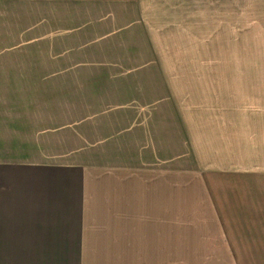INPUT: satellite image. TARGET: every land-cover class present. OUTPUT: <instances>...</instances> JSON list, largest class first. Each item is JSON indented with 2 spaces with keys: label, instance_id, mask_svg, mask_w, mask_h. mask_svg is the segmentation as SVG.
Segmentation results:
<instances>
[{
  "label": "crops",
  "instance_id": "obj_1",
  "mask_svg": "<svg viewBox=\"0 0 264 264\" xmlns=\"http://www.w3.org/2000/svg\"><path fill=\"white\" fill-rule=\"evenodd\" d=\"M251 16L246 58L264 59V5ZM133 72L0 68V264H164L165 246L238 253L250 235L264 252V66L208 73V99L183 125L175 99L89 102L77 150L33 115L37 100L112 92ZM125 85L133 86L116 87ZM95 237L107 250L156 258H80ZM56 251L75 258H51Z\"/></svg>",
  "mask_w": 264,
  "mask_h": 264
},
{
  "label": "rangeland",
  "instance_id": "obj_2",
  "mask_svg": "<svg viewBox=\"0 0 264 264\" xmlns=\"http://www.w3.org/2000/svg\"><path fill=\"white\" fill-rule=\"evenodd\" d=\"M260 4L264 5V0H0V68L136 71L131 78L114 83L129 82L133 86L128 92L125 85L122 91L115 86L112 92L68 91L60 92L52 101L37 100L33 115L46 118L47 123L40 125L43 132L55 133V142L71 144L74 150L76 143L86 138L84 132L78 133L77 122L90 121L94 114L85 110V105L107 101L110 95L117 94L113 100L123 97L166 104L175 99L181 106L175 123L183 125L186 122L180 117L192 113L196 107L192 105L208 99V81L213 78L208 73L264 66V59L246 58L252 43L247 45L251 37L245 25L250 23L252 9L259 10ZM126 92L128 95H121ZM40 94L38 99H44ZM153 106L158 108L157 102ZM155 122L152 120L154 126ZM167 224L171 225V220H166ZM96 237L80 258H156V253L107 250L99 244L102 241L95 242ZM176 247L179 249L165 246L159 260L164 264H264V252L254 250L251 235L245 237L243 250L238 253ZM70 255L56 251L51 258H75ZM235 257H239L237 261Z\"/></svg>",
  "mask_w": 264,
  "mask_h": 264
}]
</instances>
